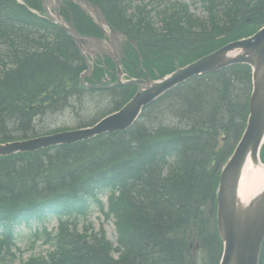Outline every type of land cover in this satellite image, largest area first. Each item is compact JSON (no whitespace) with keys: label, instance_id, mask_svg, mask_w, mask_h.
Here are the masks:
<instances>
[{"label":"trees","instance_id":"16d2710c","mask_svg":"<svg viewBox=\"0 0 264 264\" xmlns=\"http://www.w3.org/2000/svg\"><path fill=\"white\" fill-rule=\"evenodd\" d=\"M23 1L0 0V143L21 139L14 132L27 138V132L34 133L35 114L59 113L89 92L108 95L115 111L134 96L131 86L83 90L79 79L86 64L73 41L30 11L41 9L39 0ZM91 1L141 45L144 66L161 75L175 70L176 59L185 66L264 26V0L221 5L220 0H193L208 13L206 21L187 5L173 4L158 13L160 28L151 11L133 7L146 0ZM64 6L61 13L82 34L102 36L78 6ZM126 54L130 62H139L130 47ZM71 55L79 65L72 74ZM252 89L251 69L233 66L168 92L126 132L0 158V264L9 255L16 225L40 221L47 212L66 219L57 251L49 261L31 258L25 264H198L199 256L194 263L186 245L195 239L202 264H219L222 244L214 219L219 174L246 128ZM105 190L112 192L118 249L103 229L88 235L76 222L88 215L91 204L100 205L98 196ZM183 244L186 248L175 253ZM114 252L120 253L117 259Z\"/></svg>","mask_w":264,"mask_h":264},{"label":"water","instance_id":"95a60500","mask_svg":"<svg viewBox=\"0 0 264 264\" xmlns=\"http://www.w3.org/2000/svg\"><path fill=\"white\" fill-rule=\"evenodd\" d=\"M72 1L82 7L101 28H108L114 36L124 38L123 34L108 24L101 10L90 1ZM42 2L49 19L70 35L85 57L88 71L82 75V86L99 88L98 85L84 82L85 77L91 76L93 71L83 46L94 39L82 37L74 28L69 27L56 9L55 15H52L48 9L51 0H42ZM240 64L249 65L253 69L254 88L249 102L250 116L246 132L220 176L218 232L225 243L221 264H259L261 247L264 242V189L248 204H243L239 200L238 191L247 162L252 160L254 165L259 164L258 154L264 142V29L251 38L230 43L199 61L178 69L165 78H160L159 81L147 79L127 82L126 84H137L138 86L139 91L133 100L121 111L104 118L91 128L0 145V157L74 144L105 133L125 131L132 127L143 107L179 84L195 76ZM117 75L118 81L115 84H125L122 81L123 72L119 59L117 60Z\"/></svg>","mask_w":264,"mask_h":264},{"label":"rangeland","instance_id":"374dc122","mask_svg":"<svg viewBox=\"0 0 264 264\" xmlns=\"http://www.w3.org/2000/svg\"><path fill=\"white\" fill-rule=\"evenodd\" d=\"M170 3H181L189 5L191 12L197 17L206 19L207 14L204 12L202 7L198 4L192 2V0H147L148 5L147 10L156 9L157 11L165 8ZM155 24L158 20L153 16ZM104 44L102 43L101 46ZM110 46V45H109ZM1 49L2 46H1ZM90 49L96 51L94 46ZM111 55L114 56V47L108 48L106 50ZM114 100L109 98L108 95L102 93H88L85 97L79 98L75 97L70 101L69 106L60 113L52 114L50 117L46 118L43 122L34 123V133L27 132V138H33V136H43L52 134L54 132H59L63 130H78L83 128L86 123L92 121L96 118H103L113 112L114 110ZM22 132H14V136L21 138ZM26 138V139H27ZM20 140V139H19ZM264 160V152H263ZM110 195L109 191H105L100 194V199L107 206V200ZM215 215V214H214ZM216 224V215L214 217ZM79 229L86 230L89 233L93 230L99 231L104 229L106 231V236L113 245L117 246V232L114 223V219H106L101 210L96 206H90L88 216L79 219ZM58 219L55 216L49 215L43 221H33L29 225H21L16 230V245H13L12 255L8 257V261L4 264H22L27 261L32 256H42L46 257L49 251L53 249V245L45 242L46 231L55 234L58 227ZM46 229V230H44ZM14 255V256H13ZM118 254H115V258ZM202 254H199V263L201 262Z\"/></svg>","mask_w":264,"mask_h":264},{"label":"bare ground","instance_id":"6f19581e","mask_svg":"<svg viewBox=\"0 0 264 264\" xmlns=\"http://www.w3.org/2000/svg\"><path fill=\"white\" fill-rule=\"evenodd\" d=\"M220 2H221L220 3V5H221L222 2L225 3L226 0H220ZM77 50H78V48H77ZM91 60H93V55L91 56ZM69 65L72 68L71 74L73 73V70L78 69V67H79V65L76 63V60L73 58L72 55H71V62L69 61ZM85 70H88V67H86V69H84L83 71H85ZM79 80H80V82H79L80 83V87L83 90H85L84 87L82 86V74L80 75V79ZM85 91H88V90H85ZM18 106L22 108L21 104H19V103H18ZM62 111H60V112H62ZM39 113H37V114H39ZM37 114H35V115L33 114L35 117H34L33 121L31 122L32 124L38 123V122H43L46 118H48V117H50L52 115V113L51 112H47V110H43L40 113V115H37ZM159 130L160 129H157V131H159ZM54 133H63V131L54 132ZM54 133H52V134H54ZM36 138H37V136H33L32 139H36ZM28 140H29V138H27V139L23 138V141H28ZM19 142H22V141H19ZM75 144H79V142L75 143ZM263 189H264V166H262V165H258V166L254 165L253 162L251 160H249L247 165H246V167H245V169H244V171H243V175H242V178H241L239 191H238L239 200L243 204H248V203H250L251 200H253V198L255 196H257L259 193H261L263 191ZM47 214H48V216L49 215H51V216L53 215V213H51V212H47ZM176 226L181 228L182 224L180 226V223H179ZM168 231L170 233V228H168ZM164 236L168 237V235H164ZM186 245H187V247L189 246V249L192 251L193 258H194V263H195L196 262V257L198 255V253H200L201 250H200L199 247H197L195 245L194 241L191 242V240H187ZM185 248L186 247H185L184 244L182 245L181 248L180 247L179 248L176 247L175 248V253L176 252L179 253L181 249H185Z\"/></svg>","mask_w":264,"mask_h":264}]
</instances>
